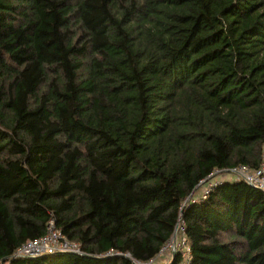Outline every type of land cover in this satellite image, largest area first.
Masks as SVG:
<instances>
[{
	"label": "trees",
	"instance_id": "1",
	"mask_svg": "<svg viewBox=\"0 0 264 264\" xmlns=\"http://www.w3.org/2000/svg\"><path fill=\"white\" fill-rule=\"evenodd\" d=\"M263 152L264 0H0V264H264Z\"/></svg>",
	"mask_w": 264,
	"mask_h": 264
},
{
	"label": "built area",
	"instance_id": "2",
	"mask_svg": "<svg viewBox=\"0 0 264 264\" xmlns=\"http://www.w3.org/2000/svg\"><path fill=\"white\" fill-rule=\"evenodd\" d=\"M223 173H226L227 175H232L233 177L236 178L242 177L249 183L264 189V158H263L259 166L256 167L246 164H240L233 168L216 170L214 173L209 175L207 179L203 180L202 190L200 191V194L202 196H206L210 192V190L219 182V180H221L224 177H230V176L222 177ZM215 175H217L216 178ZM213 179L214 181H212ZM170 242L171 240L168 242V244ZM55 250L72 251L78 253L83 252L81 243L76 240H71L67 236H65L59 229L56 228L55 221L51 219L49 222L48 232L45 235H43L38 239L27 241L25 244H23L21 247H19L16 250L15 254L19 256L21 255L34 256L45 252H52ZM156 261L157 259L152 261V263H155Z\"/></svg>",
	"mask_w": 264,
	"mask_h": 264
},
{
	"label": "rangeland",
	"instance_id": "3",
	"mask_svg": "<svg viewBox=\"0 0 264 264\" xmlns=\"http://www.w3.org/2000/svg\"><path fill=\"white\" fill-rule=\"evenodd\" d=\"M263 158H264V152L262 154L261 161L263 160ZM224 176H232V175H227L226 173H223L222 177H224ZM216 177H217V175H215V178ZM212 181H214V179ZM181 228H182V225H181ZM178 235H179V237H178ZM183 238H184V236L180 233L176 235L175 239L173 237L171 242L161 252V256H159V260L166 259V258L170 257L172 251L176 250V248L178 247V242H179L178 240H183ZM183 247L186 249V246L184 244H183ZM186 258H187V254H185V256H184V259H186Z\"/></svg>",
	"mask_w": 264,
	"mask_h": 264
},
{
	"label": "water",
	"instance_id": "4",
	"mask_svg": "<svg viewBox=\"0 0 264 264\" xmlns=\"http://www.w3.org/2000/svg\"><path fill=\"white\" fill-rule=\"evenodd\" d=\"M173 237H174V239L176 238V233L174 234V236H173Z\"/></svg>",
	"mask_w": 264,
	"mask_h": 264
}]
</instances>
